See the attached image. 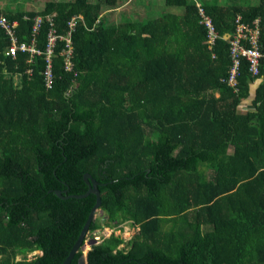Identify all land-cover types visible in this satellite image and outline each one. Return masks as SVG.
Wrapping results in <instances>:
<instances>
[{"label":"trees","instance_id":"16d2710c","mask_svg":"<svg viewBox=\"0 0 264 264\" xmlns=\"http://www.w3.org/2000/svg\"><path fill=\"white\" fill-rule=\"evenodd\" d=\"M126 1L0 8L27 43L35 19L44 18L36 36L43 52L47 16L60 36L73 17L83 18L72 35V72L58 42L51 89L45 54L7 56L0 28V264L65 261L96 195L63 199L56 191L85 194L86 173L99 182L103 215L88 235L138 229L130 241L102 237L88 264H264V65L255 78L241 58L239 86L228 83L237 20L258 19L264 44V0H164L182 12L151 18L155 8L147 7L109 22ZM37 250L42 255L30 260ZM83 255L81 248L71 264Z\"/></svg>","mask_w":264,"mask_h":264},{"label":"built area","instance_id":"2783aa9c","mask_svg":"<svg viewBox=\"0 0 264 264\" xmlns=\"http://www.w3.org/2000/svg\"><path fill=\"white\" fill-rule=\"evenodd\" d=\"M83 19L82 16H75L69 22V31L65 36H60L57 34L56 29L53 28V16H47L45 20H47L52 28L48 34V44L45 52L41 51L37 47V34L44 22V18L42 16H38L35 19L34 27H33V38L30 43L19 41L17 37L16 28L18 26L17 21L10 22L5 16H0V28L5 30L7 36L10 40V46L6 51L7 56L16 57L20 52H28L32 57L35 55L45 54L47 67L44 71V82L47 89H51L54 84V73L52 67V59L55 54V49L58 45V42H64L65 46L63 47L61 55L64 58L65 69L68 72H72L74 69L73 63V41L72 35L75 31L77 20ZM206 23L210 29L209 35V44L213 45L217 38L215 30L211 24L209 19L206 20ZM237 34L231 40V50H232V58H233V66L231 68L230 77L228 79V83L233 88L237 89L239 86V70L241 66V58H245L250 63V71L253 77L259 78L262 74L261 67L264 65V44L261 42V31L259 28V20H255L253 26L245 25L241 23V19L237 20ZM226 39H229L230 36H225ZM246 40L249 43L248 45H243V41ZM31 61V60H30ZM28 75L32 74V70L29 69L27 71ZM76 74V73H75ZM264 81V75L259 78V82ZM128 225H124V229L116 228V227H105V231L107 234H104L101 231H97L94 233V236L91 237V241L99 244L102 241V237L108 238L113 234L121 235L125 228Z\"/></svg>","mask_w":264,"mask_h":264},{"label":"rangeland","instance_id":"374dc122","mask_svg":"<svg viewBox=\"0 0 264 264\" xmlns=\"http://www.w3.org/2000/svg\"><path fill=\"white\" fill-rule=\"evenodd\" d=\"M48 1H52V0H0V8L10 11H18V10L42 11L45 7V4ZM57 1H72V0H57ZM91 1H96V0H91ZM200 1H205V2L218 1L220 5H226L231 2H235V3L251 6V5H257L259 3V0H200ZM147 7H149V9L151 10L155 8L153 13L151 14L149 10L148 17L151 18L160 17L165 12H176V13L182 12V10L179 8L166 7L164 5V0H127L122 7L117 9L115 12L111 13L108 20L109 22L120 23V21L123 19V15L144 14L147 11ZM104 14H107V12H105ZM144 17L145 15H143L142 20L144 19ZM246 108L247 106L244 105L242 111H244ZM102 216H103L102 212L99 211L97 212L96 219ZM137 231H138L137 228H133L130 225H128L121 235L126 241H130L137 233ZM102 232L104 234H107L105 229ZM90 238L91 236L88 235L87 240L85 241L83 247L84 255L87 254L91 248L92 241ZM21 258L22 257H19L18 259ZM28 258L30 259V255L28 256Z\"/></svg>","mask_w":264,"mask_h":264},{"label":"water","instance_id":"95a60500","mask_svg":"<svg viewBox=\"0 0 264 264\" xmlns=\"http://www.w3.org/2000/svg\"><path fill=\"white\" fill-rule=\"evenodd\" d=\"M84 181L85 183L88 185V191L85 194L82 195H72V196H63V192L60 190L56 191V195L60 198L63 199H68L71 197L77 198V199H81V198H85L87 196H89L90 194L94 193L96 195V203L94 205V207L92 208L89 217L83 227V230L78 238V240L76 241V243L74 244L73 248L71 249L68 257L65 259V261L62 264H71L75 255L77 254V252L84 247L85 244V240L86 237L89 233V229L90 226L92 224V222L96 219V215L97 212H102L101 211V205H102V200H101V193L99 190V182L97 180H95L93 178V176L89 173H86L84 175ZM93 244H96L95 242L91 243V246ZM79 264H88V253L83 255V257L81 258Z\"/></svg>","mask_w":264,"mask_h":264},{"label":"flooded vegetation","instance_id":"af4514ba","mask_svg":"<svg viewBox=\"0 0 264 264\" xmlns=\"http://www.w3.org/2000/svg\"><path fill=\"white\" fill-rule=\"evenodd\" d=\"M88 236V235H87ZM86 240H87V237H86ZM85 240V241H86ZM83 249V248H82ZM91 249V248H90ZM83 252H84V250H83ZM30 255V260H32V259H34L36 256H38V255H42V252L40 251V250H37V251H34V252H32V253H29L28 255H27V257Z\"/></svg>","mask_w":264,"mask_h":264},{"label":"crops","instance_id":"0c3cea01","mask_svg":"<svg viewBox=\"0 0 264 264\" xmlns=\"http://www.w3.org/2000/svg\"><path fill=\"white\" fill-rule=\"evenodd\" d=\"M254 88H256V86H254ZM244 105L248 106V103H246V104H244Z\"/></svg>","mask_w":264,"mask_h":264}]
</instances>
